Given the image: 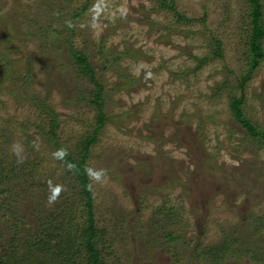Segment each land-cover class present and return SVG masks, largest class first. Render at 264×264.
I'll return each mask as SVG.
<instances>
[{
  "label": "rangeland",
  "instance_id": "rangeland-1",
  "mask_svg": "<svg viewBox=\"0 0 264 264\" xmlns=\"http://www.w3.org/2000/svg\"><path fill=\"white\" fill-rule=\"evenodd\" d=\"M249 4L0 0V174L33 162L39 180L76 192L68 211L73 223L87 219L80 185L49 139L56 116L60 142L75 152L97 123L88 100L96 85L65 57L71 38L106 86L108 120L88 168L105 171L100 182L89 176L105 264H215L207 250L225 232L241 240L217 264H264V143L229 105L231 96L243 95L244 115L264 130V57L243 88L238 81ZM217 38L220 56L212 52ZM14 143L23 163L11 151ZM161 205L177 207L182 238L159 235ZM51 206L46 201L43 208ZM5 217L0 212V226Z\"/></svg>",
  "mask_w": 264,
  "mask_h": 264
},
{
  "label": "trees",
  "instance_id": "trees-1",
  "mask_svg": "<svg viewBox=\"0 0 264 264\" xmlns=\"http://www.w3.org/2000/svg\"><path fill=\"white\" fill-rule=\"evenodd\" d=\"M249 26H248V50L246 52V66L239 77V86L244 87L251 78L253 69L264 57V24L262 22V0H249ZM165 5L175 8L174 3ZM87 5L85 6V8ZM81 10L75 11L78 17ZM179 18L190 20L185 14L178 12ZM69 26V23L66 24ZM72 26V25H70ZM52 32V33H51ZM56 29L48 30L55 35ZM68 53L65 57L74 65L79 77L90 79L95 85L92 97L88 100L95 104L97 109V123L80 138L75 152L66 148L57 136V118L54 116L50 125V143L55 150L65 149L63 157L69 171L75 181L80 185L85 205L87 219L83 223L74 224L68 211L74 206L76 192L65 189L59 199L52 204L50 211L43 208L48 195L45 193L47 182L39 180L33 172V162L25 161L21 166L13 165L3 168L0 174V212L6 216V221L0 226V264H105L102 249L99 247L101 231L96 224L94 212V192L89 179L88 168L90 163V150L92 144L98 140L99 132L106 125L108 115L104 103L105 84L97 77V71L90 56L78 48L71 38ZM222 42L216 39V48L212 52L222 55ZM208 56L198 57V67L207 61ZM243 95L231 96L229 100L235 118L243 125L247 133L264 143V130L244 115L241 103ZM49 210V209H48ZM155 215L160 219L156 228L159 235H165L172 240L184 236L183 229L178 226L181 223L180 212L177 207L161 205ZM126 226V223L125 225ZM128 228V227H127ZM255 234V232L253 233ZM238 234L225 232L220 241L210 246L207 253L211 260L218 263L234 245L240 242ZM245 251L251 250L245 247ZM263 261L262 254L255 252Z\"/></svg>",
  "mask_w": 264,
  "mask_h": 264
},
{
  "label": "clouds",
  "instance_id": "clouds-1",
  "mask_svg": "<svg viewBox=\"0 0 264 264\" xmlns=\"http://www.w3.org/2000/svg\"><path fill=\"white\" fill-rule=\"evenodd\" d=\"M12 153L17 157V163H23V158L21 157L22 147L18 143H14L11 149ZM65 149H59L54 153L56 158H63L66 155ZM89 176L92 180L100 182L102 178L105 176V171L103 169L100 170H91L89 169ZM65 191L63 186L59 184H54L51 180L48 181V203L54 204L60 197L61 193Z\"/></svg>",
  "mask_w": 264,
  "mask_h": 264
}]
</instances>
